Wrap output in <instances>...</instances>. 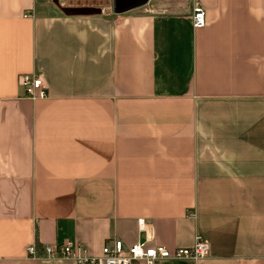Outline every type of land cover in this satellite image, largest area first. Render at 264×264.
Instances as JSON below:
<instances>
[{
    "label": "crops",
    "instance_id": "crops-1",
    "mask_svg": "<svg viewBox=\"0 0 264 264\" xmlns=\"http://www.w3.org/2000/svg\"><path fill=\"white\" fill-rule=\"evenodd\" d=\"M46 1L0 0V264L196 235L206 259L160 264H264V0ZM32 73L46 99L24 98Z\"/></svg>",
    "mask_w": 264,
    "mask_h": 264
},
{
    "label": "built area",
    "instance_id": "built-area-1",
    "mask_svg": "<svg viewBox=\"0 0 264 264\" xmlns=\"http://www.w3.org/2000/svg\"><path fill=\"white\" fill-rule=\"evenodd\" d=\"M191 21L195 30L202 29L206 24V11L197 1H194L192 5ZM19 84L24 98L32 102L48 97L44 79L38 73L21 76ZM137 224L140 231L144 230L145 220L139 219ZM209 250L208 240L196 235L191 247L173 251L158 245L146 246L141 242L126 246L122 241L114 240L104 245L98 255H91L83 245L71 242L46 245L43 255H38L35 244H32L28 246L26 253L32 260H65L72 264H160L162 261L197 262L206 259L209 256Z\"/></svg>",
    "mask_w": 264,
    "mask_h": 264
},
{
    "label": "water",
    "instance_id": "water-1",
    "mask_svg": "<svg viewBox=\"0 0 264 264\" xmlns=\"http://www.w3.org/2000/svg\"><path fill=\"white\" fill-rule=\"evenodd\" d=\"M148 0H112V12L115 15H120L135 8L144 6ZM55 6L67 17H89L99 16L102 14L101 8L97 7H64L59 0H53Z\"/></svg>",
    "mask_w": 264,
    "mask_h": 264
},
{
    "label": "rangeland",
    "instance_id": "rangeland-1",
    "mask_svg": "<svg viewBox=\"0 0 264 264\" xmlns=\"http://www.w3.org/2000/svg\"><path fill=\"white\" fill-rule=\"evenodd\" d=\"M103 1L104 0H59V2L61 3L62 6H66V3L72 5V4H91L93 6H103ZM46 2H50L52 3V0H47ZM55 5V4H54ZM41 5H39L40 7Z\"/></svg>",
    "mask_w": 264,
    "mask_h": 264
}]
</instances>
